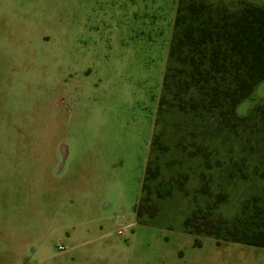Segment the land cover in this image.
Here are the masks:
<instances>
[{
	"label": "rangeland",
	"instance_id": "374dc122",
	"mask_svg": "<svg viewBox=\"0 0 264 264\" xmlns=\"http://www.w3.org/2000/svg\"><path fill=\"white\" fill-rule=\"evenodd\" d=\"M35 1L0 0V264H264L262 248L187 234L183 223L191 207L178 192L160 201L149 225H138L134 214L148 159L159 170L157 181H166L186 153L180 145L192 141L188 119L170 112L156 126L164 78L177 65L167 69L176 16L180 12V35L240 1L161 0L168 13L175 9L167 59L128 62L77 59L74 0H39V9ZM120 3L97 0V7ZM35 30L48 40H34ZM111 35L126 37L119 30L92 37ZM263 102L264 81L236 113L245 116ZM156 132L159 145L150 151ZM91 153L112 157L98 192ZM184 186L192 193L198 182L191 175ZM69 187L78 199L68 204L63 196ZM249 195L246 186L234 189L223 215L233 216Z\"/></svg>",
	"mask_w": 264,
	"mask_h": 264
},
{
	"label": "trees",
	"instance_id": "16d2710c",
	"mask_svg": "<svg viewBox=\"0 0 264 264\" xmlns=\"http://www.w3.org/2000/svg\"><path fill=\"white\" fill-rule=\"evenodd\" d=\"M239 1L237 8L211 14L180 35L178 11L167 69L177 65L164 78L156 126L170 112L188 119L192 141L180 145L186 153L166 181H157L159 170L148 159L134 213L138 225H149L160 201L178 192L191 207L183 223L187 234L264 249V102L245 116L236 113L264 81V6ZM183 48L184 55L175 57ZM160 137L154 134L150 151ZM191 175L198 182L192 193L184 186ZM242 186L250 195L241 197L233 216H224L222 208Z\"/></svg>",
	"mask_w": 264,
	"mask_h": 264
},
{
	"label": "crops",
	"instance_id": "0c3cea01",
	"mask_svg": "<svg viewBox=\"0 0 264 264\" xmlns=\"http://www.w3.org/2000/svg\"><path fill=\"white\" fill-rule=\"evenodd\" d=\"M36 1L33 2L35 9L41 8L42 1ZM160 1L137 0L135 2L121 0L119 6L116 4L115 6L107 5L104 8H98L97 0H74L71 11L74 31L71 41L75 46H78L75 51L73 50L74 56L76 55L78 56L77 59L84 61L128 62L142 61L144 58L150 61H165L167 59L170 30L175 18V9L172 12L169 8L170 12L168 13ZM56 3L57 5L58 3L61 4L58 5V11L64 14V3L58 1ZM98 13L100 15L102 13L99 18L100 21L96 17ZM98 30L107 31V34H111L113 30H119L123 31L126 37L116 38L113 34L108 39L94 40L92 36ZM64 31V26H61L62 38L64 37ZM162 31L167 32L162 34ZM35 32L34 40L37 39L42 42L48 40V37L40 34V30H35ZM63 40L65 43L66 40L64 38ZM69 154L63 153V158H69ZM91 154L94 155L92 159L95 167L92 171L91 181L95 191L98 192L101 190V179L107 171L112 169V166H110V158L112 157L110 153ZM72 155L71 153V158ZM135 155L136 153H131L130 157L132 159H129L133 160ZM130 164L131 162L128 161V165ZM65 189L63 198H66V203L69 204L78 199L74 194L75 189L73 187Z\"/></svg>",
	"mask_w": 264,
	"mask_h": 264
},
{
	"label": "built area",
	"instance_id": "2783aa9c",
	"mask_svg": "<svg viewBox=\"0 0 264 264\" xmlns=\"http://www.w3.org/2000/svg\"><path fill=\"white\" fill-rule=\"evenodd\" d=\"M60 249H62V247H59Z\"/></svg>",
	"mask_w": 264,
	"mask_h": 264
}]
</instances>
